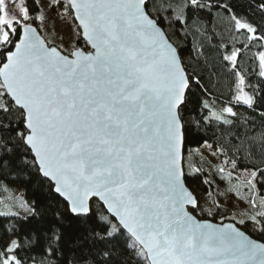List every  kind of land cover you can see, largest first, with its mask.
Listing matches in <instances>:
<instances>
[{
    "label": "snow or ice",
    "instance_id": "snow-or-ice-1",
    "mask_svg": "<svg viewBox=\"0 0 264 264\" xmlns=\"http://www.w3.org/2000/svg\"><path fill=\"white\" fill-rule=\"evenodd\" d=\"M247 8L0 0V219L15 221L0 227V264H264L250 83L264 82V0ZM208 49L230 77L227 106L201 67ZM31 170L76 233L57 213L32 226L40 213L16 187Z\"/></svg>",
    "mask_w": 264,
    "mask_h": 264
},
{
    "label": "trees",
    "instance_id": "trees-1",
    "mask_svg": "<svg viewBox=\"0 0 264 264\" xmlns=\"http://www.w3.org/2000/svg\"><path fill=\"white\" fill-rule=\"evenodd\" d=\"M237 10L241 12H248L247 8V0H236ZM259 20V17H256ZM219 32L220 29H217ZM208 55V64L207 67H202L203 72L206 77H211V81L213 83L214 92L212 93V99L217 101L218 103H222L225 106L228 105L230 99V89H229V80L230 77L227 75L225 70L220 67L218 61H215L214 53L211 49L207 50ZM249 56L251 53L248 54ZM213 63H215V69H213ZM245 65L249 62L247 58L244 61ZM253 89H255V96L257 100V108L255 111L258 113L260 111H264V82H262L259 78L254 77L250 81ZM243 115H248V113L243 112ZM227 115V114H225ZM252 119L257 121V124L260 123L259 116L253 115L251 116ZM16 187L18 188V196L23 197L25 196L26 190V197L30 203H33L36 207L38 212L40 213L39 218L37 220L32 221V226L38 224H47L49 221L55 219L53 213L59 214L60 222L66 226L67 231L70 234H74L77 232V229L80 227L75 222H72L69 226V220L67 218V214L64 211L63 203L60 202L57 197L52 193L49 182L42 177H40L35 170H31V176L29 178H22L16 181ZM2 214V213H0ZM200 219H210L215 222H221L224 220H230L228 216H208L204 214L197 215ZM15 223V221H8L5 219H0V227L8 226ZM259 239V237H254ZM264 242V240H261ZM71 255V254H70Z\"/></svg>",
    "mask_w": 264,
    "mask_h": 264
},
{
    "label": "rangeland",
    "instance_id": "rangeland-1",
    "mask_svg": "<svg viewBox=\"0 0 264 264\" xmlns=\"http://www.w3.org/2000/svg\"><path fill=\"white\" fill-rule=\"evenodd\" d=\"M10 211L11 209L7 208L6 205L3 204V202H0V213L10 212ZM21 215H24L23 211L21 212Z\"/></svg>",
    "mask_w": 264,
    "mask_h": 264
},
{
    "label": "water",
    "instance_id": "water-1",
    "mask_svg": "<svg viewBox=\"0 0 264 264\" xmlns=\"http://www.w3.org/2000/svg\"><path fill=\"white\" fill-rule=\"evenodd\" d=\"M193 215H194V213H193ZM196 216V215H195ZM196 218L198 219V220H207V221H209V222H212V223H214V224H217V225H220V224H222V223H229L230 222V220H224V221H221V222H215V221H212V220H210V219H200V218H198L197 216H196ZM259 240V239H258ZM260 242H262V243H264L263 241H261L260 240Z\"/></svg>",
    "mask_w": 264,
    "mask_h": 264
}]
</instances>
